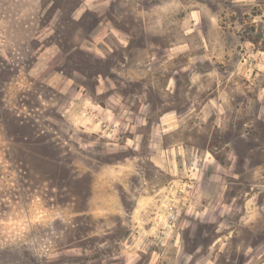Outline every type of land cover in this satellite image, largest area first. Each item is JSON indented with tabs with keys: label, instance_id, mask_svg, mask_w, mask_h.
<instances>
[{
	"label": "rangeland",
	"instance_id": "1",
	"mask_svg": "<svg viewBox=\"0 0 264 264\" xmlns=\"http://www.w3.org/2000/svg\"><path fill=\"white\" fill-rule=\"evenodd\" d=\"M0 264H264V0H0Z\"/></svg>",
	"mask_w": 264,
	"mask_h": 264
}]
</instances>
